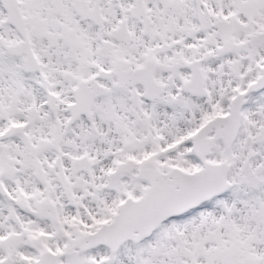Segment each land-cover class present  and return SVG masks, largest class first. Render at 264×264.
<instances>
[{"label":"snow or ice","instance_id":"snow-or-ice-1","mask_svg":"<svg viewBox=\"0 0 264 264\" xmlns=\"http://www.w3.org/2000/svg\"><path fill=\"white\" fill-rule=\"evenodd\" d=\"M0 264H264V0H0Z\"/></svg>","mask_w":264,"mask_h":264}]
</instances>
